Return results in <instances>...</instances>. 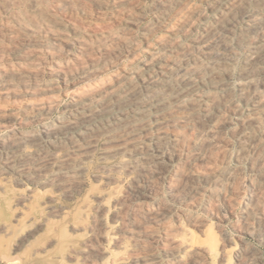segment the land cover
<instances>
[{"label": "bare ground", "instance_id": "1", "mask_svg": "<svg viewBox=\"0 0 264 264\" xmlns=\"http://www.w3.org/2000/svg\"><path fill=\"white\" fill-rule=\"evenodd\" d=\"M41 1L19 0V4L27 5L30 9H37L42 5ZM207 1L217 12L216 17L210 25L204 26L202 22L201 31L194 35L197 22L201 23L203 16H207L206 14L202 16L203 12H200L202 8L199 10L188 0H159L154 7L159 13L157 26L163 27L172 34L186 32L189 44L185 45L182 41H175V38V40L159 38L158 47L167 51L168 55H154L155 53L149 55L146 52L149 57L144 62L140 60L141 66L137 65L135 70H130L122 65L123 69L117 68L118 71L111 73L109 78L100 77L99 79L96 75L88 73L83 80L68 85L67 93L70 94L72 100L66 106L64 104L61 116H58L59 118L55 121L45 122L39 130H18L15 124L19 117L7 107L8 105L7 108L0 106V128L4 127L7 130L5 134L0 135V177H11L17 184L24 180L31 185L43 183L44 187L53 190L50 191L52 194L47 195L45 201L40 202L42 199H37L36 206L34 205L36 208L44 207L47 210V216L45 213L38 217L29 215L31 217L28 218L30 221L28 228L17 244L20 242L23 245L41 232L49 218L56 219L67 214L64 206H55L56 197L65 202L73 200L76 195L80 197L79 194H82L88 183L85 178L91 166L89 163L96 156L97 162L94 164L97 163L98 166L92 175L94 181L101 185L94 186H99L96 191L94 187L92 192L87 191L85 204H75L78 207L83 206L80 207L81 210L84 207L88 208L89 213H85L86 217L80 216L78 219L67 221L69 235L74 238L73 242L67 243L66 252L65 250L63 252L62 250H51L55 242H60L64 236L56 235L57 231L54 230L56 225H54V227L47 228L46 233L50 234L48 242L43 247L42 245L35 247V254L48 253L49 257L59 264H71L75 259L79 264H162V256L167 260L166 264H218L217 260L219 263L225 260L227 247L232 244L231 238L233 237V231H229L230 238L221 230L219 223L224 218L236 214V209L240 208V217L237 222L242 238H240L239 247L235 251V259L232 262L236 260V264H263L257 259L259 250L248 245L244 236L250 234L264 239V0ZM46 3L45 1L44 5L47 6L49 2ZM38 11L39 19L33 18L29 21H25L21 13L12 12L14 24L10 30L15 32L17 37L15 40H10L8 48H5L7 51L17 52L18 47L25 44L35 49L41 42L39 35H45L43 37L52 42L53 45L50 47L52 49L48 50L52 55L61 51L63 47L68 50L70 41H68L69 37L64 35L66 32L63 34L57 31L58 28L54 29L52 27L54 25L51 26L53 23L49 25L50 20H46L48 24L46 23L44 20L46 10ZM75 15L78 14L75 13ZM118 15L121 16L119 13ZM109 24H111L110 21ZM135 24H133L134 27ZM87 25L90 26V24ZM123 27L125 28V25ZM115 28L117 30V27ZM113 32L111 28L106 34V38L110 37L108 47H111L107 52L108 58L119 56L120 48H125L130 55H134L137 51L133 44L135 41L132 42L133 39L127 38L126 34L121 36ZM160 34L162 36V33ZM41 43L43 44L44 41ZM149 45L151 46V43ZM43 46L45 48V44ZM85 48L88 49L87 46ZM239 50L243 58L242 61L240 60L239 67L236 68ZM4 54L6 52H3ZM69 54L66 55L69 56ZM0 55L2 56V53ZM30 55H25L26 59L31 58ZM36 55L40 54L36 53ZM138 55L135 57L138 58ZM132 61L136 60L132 59ZM74 65L76 66L77 63ZM36 66L44 67L39 64ZM36 71L26 69L16 73L0 71L2 73L0 74L1 99L4 97L8 99L9 96L17 97L15 85L12 84L14 80L28 92L29 89L34 90L31 95L32 99L26 100L27 102L23 105L26 110L22 116L24 120L31 119V117L35 120L42 119L53 111L54 90L39 82V73ZM62 72L63 78H69L68 82L82 78L80 72L75 74L74 71L70 74ZM98 76L101 75L98 74ZM8 102L11 103V101ZM15 112L18 111L15 110ZM30 125L32 127V124ZM231 161L235 164L232 165ZM10 182H8L9 186ZM24 186L21 190L22 188L28 189ZM90 188L88 187V190ZM39 190L37 191L41 195ZM163 191L168 192L169 200L163 197L164 194L162 196ZM34 193L30 190L26 193L18 191L15 195L17 204L25 206V202L33 197ZM83 198L85 199V196ZM0 199H2L1 195ZM29 201L30 199L27 202ZM16 202H14L15 205ZM77 206L75 207L78 210ZM73 207L69 209L72 210ZM200 207L204 213L214 217L215 226L196 213ZM14 213L16 215V211ZM236 216L237 214L234 217ZM58 228L55 229L58 230ZM10 230L9 224L0 222V234L1 232L9 234ZM16 237L19 238L17 235ZM18 257L4 258L8 260L7 262L16 264Z\"/></svg>", "mask_w": 264, "mask_h": 264}, {"label": "rangeland", "instance_id": "2", "mask_svg": "<svg viewBox=\"0 0 264 264\" xmlns=\"http://www.w3.org/2000/svg\"><path fill=\"white\" fill-rule=\"evenodd\" d=\"M5 1V2H4ZM6 1H7V3H6ZM45 1L48 3H46L47 4V6L46 5H44V3H45ZM56 1V2H55ZM59 1H61V2H59ZM70 1V2H69ZM73 0H52V1H48V0H42L41 1V4L42 5H40V6H38V8L36 9V8H27L28 6L27 5H20L19 4V0L17 1H10V0H0V7L2 8H0V43H2V44H0V50H2V51H0V53H2V56L0 55V58H2V59H0V71L2 72V73H4V71L5 72H9V73H16V72H19V71H21V70H30V71H36L38 68L40 69H38L36 72L37 73H39L38 74V78H40V83H42V84H45V85H48V86H50L53 90H54V93H53V98H54V100H53V105H52V107H53V111H52V113L50 114V115H48V116H46V117H44V118H37L36 120L35 119H33V117H31V119L30 118H28V119H25L24 120V118H22V116H23V112H26V110L24 109V107H23V105L27 102V101H30V99H32V92L34 91L33 89L32 90H30L29 89V92H28V90H25L23 87H22V85L20 84V85H18L17 84V82L14 80L13 81V83L12 84H14L15 85V90H16V96L17 97H13V96H7L8 97V99H10V100H8L6 97H4V98H0V106L1 107H6L7 105V107L8 108H10V109H12L13 110V112L19 117V120H18V122H17V124H15V128H17L18 130H20V131H32V129L34 130V129H37V130H39L40 128H41V126H42V124H44L45 122H51V121H55V120H57L60 116H61V113H62V111H63V109H64V107L66 106V104H69L70 102H71V100H72V97H70V94L69 93H67V88H68V85H70V84H72V83H76V81L78 82V81H80V80H83V78L85 77H87V75H88V73L89 74H94V75H96V77L98 78L99 77V79H100V77L101 78H109L113 73H115V72H117L118 71V69L117 68H119L120 70H121V68L123 69V67H128L130 70L132 69V70H135L138 66H141L142 65V62H144V60L146 61L147 60V58L149 57V55L150 54H154V55H168V53H167V51H164L162 48H160V47H158L159 45H158V40H159V38L161 39V38H165V39H173V40H175V41H178V42H181L182 41V43L183 44H185V45H188L189 44V41H188V39H187V37H186V32H180V33H177V34H172V33H170L169 31L167 32V30H165L163 27H159V26H157L158 25V16H159V13H157L158 12V10L156 9V8H154L155 7V4L159 1V0H124V1H122V0H74V2H72ZM98 1V2H97ZM108 1V2H107ZM110 1H112V2H110ZM121 1V2H120ZM126 1V2H125ZM128 1H133V2H128ZM144 1V2H143ZM151 1H152V3H151ZM188 1H190V3H192L196 8H198L199 10H200V8H202L201 10H200V12L202 13V16L203 15H207V16H203V21L201 20V23L199 22H197V26L195 27V30H197V32L194 30V35H197L200 31H201V29H202V27H203V25L205 26V25H210V23H213V21H214V19H215V17H216V11L212 8V6H211V4L207 1V0H188ZM194 1V2H193ZM195 1H196V4H194L195 3ZM207 1V2H206ZM14 2V3H13ZM53 2H54V4H53ZM64 2V3H63ZM81 2H82V5H81ZM83 2H84V4H83ZM107 2V3H106ZM12 3V5H10ZM56 3V4H55ZM58 3V4H57ZM61 3H62V5H61ZM71 5H70V4ZM80 3V4H79ZM86 3V4H85ZM95 3V4H94ZM97 3V4H96ZM109 3V4H108ZM115 3V4H114ZM129 3V4H128ZM152 4V6H150L151 4ZM9 4V5H8ZM50 4V5H49ZM88 4H89V6H88ZM91 4V5H90ZM101 4V5H100ZM111 4V5H110ZM114 4V5H113ZM125 4H127V5H125ZM142 4V5H141ZM204 4V5H203ZM209 4H210V6H209ZM8 5V6H7ZM50 7H49V6ZM85 5H87V6H85ZM95 7H94V6ZM97 5H98V7H97ZM107 5V6H106ZM110 5V6H109ZM117 5H118V8H117ZM125 7H124V6ZM138 5V6H137ZM141 5V6H140ZM208 5V6H207ZM5 6V7H4ZM10 6H14V7H11L10 8ZM22 6V7H21ZM44 6V7H43ZM53 6V7H52ZM61 6V7H60ZM114 6H116V7H114ZM205 6H206V8H205ZM20 7V8H19ZM23 7H24V9H26V10H24L23 9ZM48 9H47V8ZM85 7H86V9H85ZM93 7V8H92ZM121 7V8H120ZM128 7V8H127ZM133 7V8H132ZM141 7H144V8H141ZM147 7V8H146ZM149 7V8H148ZM209 7H210V9H209ZM13 8V9H12ZM21 8H22V10H21ZM46 8V9H45ZM91 8V9H90ZM98 8V9H97ZM101 8H103V9H101ZM124 8V9H123ZM153 8V9H152ZM8 9H10V10H8ZM28 9V10H27ZM35 10V11H33V10ZM40 9H42V10H46L45 12H46V19H44L45 21L46 20H50L49 21V25L51 24V23H53V24H51V26L52 25H54V26H52L54 29H60V30H58L57 29V31H59V32H61V33H63L64 34V32H66L64 35L66 36V37H69V39H68V41H70L69 42V45H70V47L68 48V50H65V48L63 47V49L61 50V51H59V52H57V53H55V54H53L52 55V53L51 52H49V51H51L50 49H52V48H50L53 44H52V42L48 39V38H45V37H43V36H45V35H39L40 36V39H41V42L42 41H44V43L43 44H45V48H44V46H43V44L40 42L39 44L41 45H38L35 49H33V47H28L26 44L25 45H20L21 46V48H20V46L18 47L19 49H18V51L17 52H12V53H10L9 51H7L5 48H8V45L10 44V40H15V37H17V34L15 33V32H13L12 30H10V29H12V27H13V24H14V22L12 21L13 19V13L12 12H15L14 14H19V13H21L22 15V17L24 16L25 17V21L27 20V21H29V20H32L33 18L34 19H39V17H40V14H39V11L38 10H40ZM54 9V10H53ZM57 9V10H56ZM75 9V10H74ZM76 9H77V11H76ZM79 9V10H78ZM92 10V11H90V10ZM96 9H97V11H96ZM118 9V10H117ZM127 9H129V11H131V9H132V11L131 12H129ZM144 9V10H143ZM206 9V10H205ZM212 9V10H211ZM9 11V13H10V15H9V13H8V11ZM24 10V11H23ZM30 10V11H29ZM49 10V11H48ZM51 10L53 11V12H51ZM98 10H100V11H102V12H100V11H98ZM108 10V11H107ZM112 12L113 10V14L110 12V11ZM120 10H121V12H120ZM126 10V11H125ZM134 10H136V11H134ZM1 11L3 12V13H1ZM61 11V12H60ZM76 11V12H75ZM87 11H89L88 12V14H87ZM116 11V12H115ZM126 13H125V12ZM128 11V12H127ZM133 11H134V13H133ZM150 11V12H149ZM207 11V12H206ZM7 12V13H6ZM18 12V13H17ZM51 12V13H50ZM58 12V13H57ZM65 12V13H64ZM71 12V13H70ZM74 14H73V13ZM85 12V13H84ZM113 15H111L110 13ZM121 15V16H119L118 15V13ZM122 12H123V14H122ZM156 12V13H155ZM205 12V13H204ZM214 12V13H213ZM5 13V14H4ZM32 13V14H31ZM54 13V14H53ZM75 13L76 14H78V15H75ZM104 15H103V14ZM116 13V14H115ZM143 15H142V14ZM155 13V14H154ZM213 15H212V14ZM8 14V15H7ZM36 14V16H34V15ZM52 14V15H51ZM60 14V15H59ZM63 14V15H62ZM67 14V15H66ZM96 14V15H95ZM125 14V15H124ZM129 14H131V15H129ZM4 15V16H3ZM6 15V16H5ZM13 15V16H12ZM54 15H55V17H54ZM61 16V17H59V16ZM64 15H65V18H64ZM69 15V16H68ZM71 15V16H70ZM86 15V16H85ZM91 15H93V17L91 16ZM111 15V16H110ZM115 15V16H114ZM123 15V16H122ZM137 15H138V18H137ZM145 15H147V16H145ZM8 16V17H7ZM67 16V17H66ZM76 16H78V17H76ZM104 16V17H103ZM130 16V17H129ZM132 16V17H131ZM140 16H142V17H140ZM155 16V17H154ZM210 16V17H209ZM51 19H50V18ZM58 17V18H57ZM70 17V18H69ZM116 18V19H114V18ZM118 17V18H117ZM213 19H212V18ZM3 18V19H2ZM9 18H11V19H9ZM27 18V19H26ZM88 18V19H87ZM92 18V19H91ZM104 18V19H103ZM106 18V19H105ZM119 18H120V20H119ZM123 18V19H122ZM127 18V19H126ZM146 18V19H145ZM151 18V19H150ZM53 19L55 20L56 19V21H53ZM66 19H68L69 21H70V23H68L69 21L68 20H66ZM72 19V20H71ZM101 19H103V21L101 20ZM113 19H114V21H113ZM127 21H126V20ZM132 19V20H131ZM209 20V23H208V20ZM212 19V20H211ZM2 20V21H1ZM4 20V21H3ZM76 20V21H75ZM78 20H80V21H78ZM94 20H96V21H94ZM98 20V21H97ZM105 20H107V21H105ZM130 20V21H129ZM148 20V21H147ZM205 20H207V21H205ZM58 21H60V22H58ZM71 21H74V22H71ZM92 21V22H91ZM101 21V22H100ZM109 21H110V23L111 24H109ZM112 21V22H111ZM133 21V22H132ZM140 21V22H139ZM146 22V23H144V22ZM156 21V22H155ZM211 21V22H210ZM3 22V23H2ZM65 24H64V23ZM86 22V23H85ZM90 22V23H89ZM95 22V24H93ZM149 22V23H148ZM204 24H203V23ZM206 22V23H205ZM46 23L48 24V22L46 21ZM55 23V24H54ZM66 23H67V25H66ZM92 23V24H91ZM102 23V24H101ZM132 23V24H131ZM134 23H136L135 24V27H134ZM140 23H141V25H140ZM151 23V24H150ZM208 23V24H207ZM3 24V25H2ZM12 24V25H11ZM79 24H81V25H79ZM84 24H85V26H84ZM87 24H90V26L89 25H87ZM96 24H98V25H96ZM118 24V25H117ZM150 24V25H149ZM172 25H174V23H171ZM170 24V25H171ZM203 24V25H202ZM59 25V26H58ZM73 25V26H72ZM75 25V26H74ZM92 25V26H91ZM94 25V26H93ZM96 25V26H95ZM100 25V26H99ZM115 25V26H114ZM117 25V26H116ZM120 25H122L121 27H120ZM123 25H125V28L123 27ZM127 25V26H126ZM129 25V26H128ZM133 25V26H132ZM144 25V26H143ZM171 25V26H172ZM202 25V26H201ZM57 26V27H56ZM68 26V27H67ZM72 26V27H71ZM103 26V27H102ZM150 26H151V28H150ZM201 26V27H200ZM62 27V28H61ZM64 27V28H63ZM66 27V28H65ZM70 27V28H69ZM78 27V28H77ZM87 27V28H86ZM89 27H90V29H92V31L89 29ZM107 27V28H106ZM115 27H117V30H116V28ZM130 27V28H129ZM131 27H134V28H131ZM139 27V28H138ZM143 27V28H142ZM157 27V28H156ZM200 27V28H199ZM75 28V29H74ZM94 28V29H93ZM103 28V29H102ZM109 28V29H108ZM111 28H112V31H114L113 33H118V35H121V36H125V34H126V37L127 38H129L130 40H132V42L133 41H135V42H133V44H134V47H135V50H137L136 52H135V54L133 55V54H131L130 55V53H128L127 52V50L125 49V48H120L121 49V51H120V53H119V56H117V57H111V58H108V53L107 52H109V50H110V48L111 47H108V46H110L109 45V40H108V38H110V37H108V38H106V34H108V31L109 30H111ZM124 28V29H123ZM146 28V29H145ZM6 29V30H5ZM8 29H9V31H8ZM63 29V30H62ZM67 29H69L68 31H67ZM82 29V30H81ZM108 29V30H107ZM123 29V30H122ZM129 29V30H128ZM133 29V32H131V30ZM136 31H135V30ZM145 29V30H144ZM149 29V30H148ZM161 29V30H160ZM200 29V30H199ZM72 30H76V31H72ZM102 30V31H101ZM128 32H127V31ZM147 30V31H146ZM154 30V31H153ZM3 31H8L7 33L5 32H3ZM11 31V33H9ZM90 31V32H89ZM96 31H98V32H96ZM101 31V32H100ZM103 31H105V32H103ZM124 33H123V32ZM134 31H135V33H134ZM142 31V32H141ZM162 31V32H161ZM3 32V33H2ZM68 32V33H67ZM80 32V33H79ZM85 32V33H84ZM87 32V33H86ZM93 33V34H90V33ZM107 32V33H106ZM148 33V35H147V33ZM14 33H15V35H14ZM71 33V34H70ZM73 33V34H72ZM79 33V34H78ZM105 33V35H103ZM129 33V34H128ZM130 33L132 34V35H130ZM139 33V34H138ZM144 35H143V34ZM157 35H156V34ZM160 33H162V36H161V34ZM7 36H6V35ZM12 34V35H11ZM87 36H86V35ZM89 34V35H88ZM124 34V35H123ZM138 34V35H137ZM170 34V35H169ZM14 35V36H13ZM69 35H74L73 37L72 36H69ZM77 35H78V37H77ZM96 35V36H95ZM117 35V34H116ZM130 35V37H128ZM143 35V36H142ZM147 35V36H146ZM156 35V36H155ZM165 35V36H164ZM167 35V36H166ZM174 35V36H173ZM181 35H184V36H181ZM11 36V37H10ZM95 36V37H94ZM104 36V37H103ZM134 37V38H131V37ZM136 36L138 37V38H136ZM158 36V37H157ZM4 37V38H3ZM70 37H71V39H70ZM81 37V38H80ZM87 37V38H86ZM103 37V38H102ZM147 37V38H146ZM148 37H150V38H148ZM153 37L155 38V39H153ZM176 37H178V38H176ZM180 37H181V40H180ZM76 38V39H75ZM85 38V39H84ZM106 38V39H105ZM142 39V41H140L141 39ZM158 38V39H157ZM175 38V39H174ZM43 39V40H42ZM135 39V40H134ZM157 39V40H156ZM9 40V41H8ZM48 40V41H47ZM99 40V42H97ZM100 40H101V43H100ZM145 40V41H144ZM150 40V41H149ZM187 42H186V41ZM6 41V42H5ZM47 41V42H46ZM83 43H82V42ZM87 41H89V42H87ZM149 41V42H148ZM46 42V43H45ZM51 42V43H50ZM94 42V43H93ZM107 42H108V45H107ZM145 42V43H144ZM156 42V43H155ZM184 42H186V43H184ZM78 43V44H77ZM82 43V44H81ZM92 43L94 44V45H92ZM136 43V44H135ZM140 43H142V44H140ZM149 43H151V46L149 45ZM79 44H81L80 46H79ZM85 46H84V45ZM87 44V45H86ZM144 44V45H143ZM5 45V46H4ZM7 45V46H6ZM50 45V46H49ZM78 45V46H77ZM138 45H139V47H138ZM141 45V46H140ZM88 47V49L87 48H85V47ZM99 46H102V47H99ZM105 46V47H104ZM148 46V47H147ZM153 46V47H152ZM23 47V48H22ZM26 47V48H25ZM74 47V48H73ZM77 47H78V49H77ZM80 47V48H79ZM82 47V48H81ZM141 47V48H140ZM43 48V49H42ZM47 48V49H46ZM101 48V49H100ZM137 48V49H136ZM149 48H151V49H149ZM153 48V49H152ZM23 51H22V50ZM77 49V50H76ZM80 49V50H79ZM97 49V50H96ZM103 49V50H102ZM145 49H147V51L145 50ZM149 49V50H148ZM160 49V50H159ZM20 50V51H19ZM25 50V51H24ZM28 50V51H27ZM40 50H43L42 52L40 51ZM46 50V51H45ZM49 50V51H48ZM64 50V51H63ZM70 50V51H69ZM78 50H79V52H78ZM87 50V51H86ZM94 50L97 52H94ZM105 50V51H104ZM140 50V51H139ZM152 50H154V51H157V52H154V51H152ZM23 53H22V52ZM31 51H33V52H31ZM36 51V52H35ZM69 51V52H68ZM73 51V52H72ZM84 51H85V53H84ZM102 52V54H101V52ZM123 51V52H122ZM139 51V52H138ZM150 51V52H149ZM152 51V52H151ZM3 52L5 53L6 52V54H4L3 55ZM10 54H8V53ZM20 52V53H19ZM25 52V53H24ZM29 52V53H28ZM40 52V53H39ZM45 52V53H44ZM48 52V53H47ZM79 54H78V53ZM88 52V53H87ZM100 52V53H99ZM142 52V53H141ZM149 53V55L147 54V53ZM240 52V53H239ZM239 52H238V62H237V65H236V68H238L239 67V65L241 64V61H242V58H243V55H242V52H241V50H239ZM14 53H16V54H14ZM18 53V54H17ZM40 54V55H36L35 56V54ZM50 53V54H49ZM69 54V53H71V54H69V56L68 55H66V54ZM86 53H87V55H86ZM94 53H96V54H94ZM122 53V54H121ZM130 55V56H128V54ZM139 55H138V54ZM22 54V55H21ZM24 54V55H23ZM31 54V55H30ZM32 54H34V55H32ZM44 54V55H43ZM46 54V55H45ZM57 54V55H56ZM65 54V55H64ZM91 54H93V55H91ZM100 56H99V55ZM141 54H143V55H141ZM241 56H240V55ZM17 57H16V56ZM25 55H30L31 56V58H28V59H26V57H25ZM74 55V56H73ZM77 55V56H76ZM82 55V56H81ZM135 55L137 56L138 55V58L137 57H135ZM6 56V57H5ZM14 56V57H13ZM21 56V57H20ZM29 56V57H30ZM38 56H40V58L38 57ZM45 56H46V58H45ZM52 56V57H51ZM86 56V57H85ZM93 56H95V57H93ZM99 56V57H98ZM122 56V57H121ZM128 56V57H127ZM143 56V57H142ZM25 57V58H24ZM33 57H34V59H33ZM60 57V58H59ZM67 57H69V58H67ZM75 57V58H74ZM89 57H91V58H89ZM107 57V58H106ZM127 57V58H126ZM131 57H132V59H134V60H136V61H132V59H131ZM133 57H135V58H133ZM14 60H13V59ZM17 58V59H16ZM19 58H24V59H19ZM49 58H50V60H49ZM52 58V59H51ZM55 58V59H54ZM70 58H72V59H70ZM77 58V59H76ZM79 58V59H78ZM104 58H106V59H104ZM143 58V59H142ZM6 61V62H11L10 64L9 63H6L4 60ZM10 59V60H9ZM13 61H12V60ZM57 59H59V60H57ZM65 59V60H64ZM84 59H86V60H84ZM90 59V60H89ZM121 59V60H120ZM127 59V60H126ZM1 60H3L2 62H1ZM20 62H19V61ZM21 60H22V62H21ZM24 60V61H23ZM31 61V63H30V61ZM33 60V61H32ZM46 60V61H45ZM61 60V61H60ZM67 60V61H66ZM76 60V61H75ZM80 62H79V61ZM85 62H84V61ZM88 60V61H87ZM94 60V61H93ZM117 60V61H116ZM140 60L142 61V62H140ZM241 60V61H240ZM25 61H27V62H25ZM38 63H37V62ZM44 61V62H43ZM65 61H66V63H65ZM74 63H73V62ZM78 61V62H77ZM97 63H96V62ZM116 61V62H115ZM118 61H120V62H118ZM16 62V63H15ZM40 62L42 63V64H40ZM46 62V63H45ZM50 62V63H49ZM56 62V63H55ZM69 62H70V64H69ZM100 62V63H99ZM107 62V63H106ZM111 62V63H110ZM124 62V63H123ZM4 63H5V65H4ZM22 63V64H21ZM28 65V66H30V67H28L26 64ZM35 63V64H34ZM53 63V64H52ZM60 65H59V64ZM73 63V64H72ZM77 63V65L75 66L74 64H76ZM79 63V64H78ZM87 63V64H86ZM91 63V64H90ZM99 63V65H97ZM118 63V64H117ZM133 63H135V64H133ZM139 63V64H138ZM12 64V65H11ZM14 64V65H13ZM16 64V65H15ZM39 64V66H41V67H43V68H40V67H38V66H36V65H38ZM69 64V65H68ZM80 64H82L81 66H80ZM89 64V65H88ZM121 64V65H120ZM127 64V65H126ZM8 65V66H7ZM25 65V66H24ZM43 65V66H42ZM48 65H50L49 67H48ZM56 65V66H55ZM57 65H59L58 67H57ZM62 65V66H61ZM72 65H74L73 67H71ZM79 65V66H78ZM103 65V66H102ZM106 65V66H105ZM110 65V66H109ZM113 65H114V68H113ZM117 65V66H116ZM122 65H123V67H122ZM138 65V66H137ZM3 66L5 67V68H3ZM10 66V67H9ZM16 66H17V68H16ZM34 68H32V67ZM37 68H36V67ZM64 66H66V67H64ZM91 66V67H90ZM95 66V67H94ZM131 68H130V67ZM134 66V67H133ZM8 67V68H7ZM13 67V68H12ZM76 67V68H75ZM94 67V68H93ZM105 67V68H104ZM112 67V68H111ZM133 67V68H132ZM11 68V69H10ZM14 68H16L15 70H14ZM45 68V69H44ZM56 68H58V69H56ZM84 68V70H82ZM2 69H4V70H2ZM10 69V70H9ZM17 69H19V70H17ZM33 69V70H32ZM65 69V70H64ZM90 69V70H89ZM101 69V70H100ZM110 69V70H109ZM42 70H44V72L42 71ZM46 70V71H45ZM48 70V71H47ZM51 70V71H50ZM77 70V71H76ZM99 70V71H98ZM104 70H106V72L104 71ZM107 70H108V72H107ZM116 70V71H115ZM13 71V72H12ZM62 71H65V72H67V74L69 73H72L73 71V73L75 74V73H77V72H80V73H82V78L80 79V77L78 78V76H77V78L78 79H76L74 82H72L71 80V82H68V80H69V78H67V79H65V78H63L62 77V74H63V72ZM89 71V72H88ZM93 71V72H92ZM96 71V72H95ZM98 71V72H97ZM102 71V72H101ZM0 72V74H2ZM49 74H47V73ZM105 72V73H104ZM43 73V74H42ZM54 73H56L55 75H54ZM85 73V74H84ZM106 74V75H104V74ZM112 73V74H111ZM45 74V75H44ZM98 74L99 75H101V76H98ZM103 74V75H102ZM40 75V76H39ZM110 75V76H109ZM44 76V77H43ZM48 77H49V79H48ZM51 77V78H50ZM53 77V78H52ZM28 79V78H27ZM57 79H59V80H57ZM44 80V81H43ZM46 80V81H45ZM61 80V81H60ZM52 82V83H51ZM58 82V83H57ZM0 84H1V82H0ZM66 86V87H65ZM61 88V89H60ZM64 88V89H63ZM19 90V91H18ZM61 91V92H60ZM63 91V92H62ZM31 92V93H30ZM56 92V93H55ZM60 92V93H59ZM20 93H23V94H20ZM66 93H67V95H66ZM26 94L28 95L27 97H26ZM24 96V98H22L23 96ZM62 96V97H61ZM11 97V98H10ZM59 98V99H58ZM16 99V100H15ZM23 99V100H22ZM63 99V100H62ZM27 100V101H26ZM2 101H3V103H2ZM8 101H11V103L10 102H8ZM20 101V102H19ZM61 101V102H60ZM6 102V103H5ZM55 102H58L57 104L55 103ZM8 103V104H7ZM60 103V104H59ZM64 104H65V106H64ZM3 105V106H2ZM9 105H10V107H9ZM17 105V106H16ZM19 105H20V107H19ZM56 105V106H55ZM61 105V106H60ZM22 106V107H21ZM58 106V107H57ZM6 107V108H7ZM12 107V108H11ZM15 107V108H14ZM14 108V109H13ZM20 109V110H19ZM23 111H22V110ZM57 109V110H56ZM59 109V110H58ZM61 109V110H60ZM15 110H17L18 112H15ZM20 111H21V113H20ZM60 113V114H59ZM19 114H20V116H19ZM30 114H31V112H30ZM51 115H53V116H51ZM32 116V115H31ZM59 116V117H58ZM49 117H50V119H49ZM48 118V119H47ZM21 120V121H20ZM27 122V123H25V122ZM28 121H30V122H28ZM33 121V122H32ZM41 121H42V123H41ZM21 122V123H20ZM23 122H24V124H23ZM26 124V125H25ZM30 124H32V127H30L31 125ZM38 124V125H37ZM40 124V125H39ZM23 126V127H22ZM34 126V127H33ZM20 127H22V128H20ZM24 127H26V128H24ZM28 129V130H27ZM36 130V131H37ZM7 132V130H6V128L4 129V127H2V128H0V135H3V134H5ZM95 158V159H94ZM93 159L94 160H92L90 163H89V170L87 171V173H86V182H88L87 184H86V186H85V188H84V191L82 192V194H79V196L80 197H78V195H76L74 198L76 199H74L73 198V200H69L68 202L66 201H63L61 198L59 199V197H56L57 198V201H55V206H59V207H62V206H64L63 208L65 209V212H67V214H65V215H63V216H61V217H57L56 219L55 218H49V220H47L46 221V224H45V226H44V229L43 230H41V232H39L40 233V235H39V233L38 234H36L32 239L30 238V242L29 241H27L25 244H23V245H21L20 244V242H19V244H17L18 243V241H20V239L22 238V236L24 235V232L26 231V229L28 228V224L30 223V221H29V219H30V217L32 216V217H38V216H40V215H45L46 214V212H47V210L46 209H44V207L43 208H36V207H34V205L36 206V203H37V199H42V200H40V202L41 201H45L46 199H47V197L50 195V194H52V193H50V191H53L52 190V188H47L46 186L44 187V184L43 183H40V184H36V185H31L28 181H22V182H20L19 184H17L16 182H14L12 179H11V177H8V176H5V177H0L1 179H0V184L2 183V186H0V189H2V190H0V195L2 196V199H4V200H2V199H0V200H2V201H0V222H6L7 224H9L10 226H11V230H10V233L9 234H5L4 232H1L2 234H0V264L2 263V264H10V263H12V262H7L8 260L7 259H5V258H9V257H18V261H17V263L16 264H59L58 262H54L49 256V254L48 253H41L40 255L39 254H35L34 253V250H35V247H41V245H42V247L43 246H45V244H46V242H48V237L50 236V234H47L46 233V231H47V228L48 227H54V225H56V227H54V230H55V232L57 231V233H56V235H58L59 237H61V235H64L61 239H60V242H55V244L53 245V247H51V250H55V251H59V250H62V252L65 250V252H66V248H67V243H71V242H73V239L74 238H72L73 236H70L69 234H70V231H68L69 230V225H68V223H67V221H70L69 219H74V218H76V219H78V217H80V216H82V217H86V214L87 213H89V209L88 208H85L84 207V209L83 210H81V208L80 207H83V206H80V207H78L77 205H75V204H78V205H80L81 203V205H83V204H85V202H86V199H87V194L88 193H90V192H92V190H93V187L95 186V185H98L99 184V182L97 183V182H95L94 181V176L92 175V174H94L95 172L94 171H96L95 170V168L98 166V165H96L97 163H95L94 164V162H97V157L96 156H94L93 157ZM92 163V164H91ZM234 163V161H231V164L232 165H234L233 164ZM91 168V169H90ZM90 170H92V171H90ZM7 177V178H6ZM4 178V179H3ZM88 178H90L91 180H89ZM6 179V180H5ZM7 179H8V181H7ZM11 180V182H10V180ZM93 179V180H92ZM4 180V181H3ZM89 180V181H88ZM13 181V182H12ZM92 181H93V183H92ZM8 182H10L11 184H10V186H9V184H8ZM24 182V183H23ZM5 183H6V185H5ZM23 183V184H22ZM27 183V184H26ZM43 184V185H42ZM94 184V185H93ZM21 185V186H20ZM26 186V187H28V189L27 188H22V190H21V187H23V186ZM31 185V186H30ZM42 187H41V186ZM90 185V186H89ZM101 184H99V186H100ZM14 186H16V187H14ZM24 186V187H25ZM98 186V187H99ZM34 187V189H32ZM40 187V188H39ZM88 187L90 188L89 190H88ZM98 187H94V191H96L97 189H98ZM11 188V189H10ZM15 188V189H14ZM17 188H19V189H17ZM31 188V189H30ZM37 188V190H39V192L41 193V195H39V193H38V191L36 192L35 191V189ZM97 188V189H96ZM26 189V190H25ZM45 189V190H44ZM48 189H51V190H48ZM24 190V191H23ZM29 190L30 191H33V193L34 192H36V193H34L35 194V196H34V194H33V197H31V198H29L30 199V201L29 202H25V206H21V205H19V204H17V200H16V197H15V195H17V193H18V191L19 192H24V193H26V191L27 192H29ZM86 190V191H85ZM91 190V191H90ZM43 191H44V193H43ZM87 191H88V193H87ZM90 191V192H89ZM86 192V193H85ZM11 193V194H10ZM16 193V194H15ZM168 192L166 191H163L162 192V196H163V194H164V198L165 199H168L169 200V194H167ZM38 194V195H37ZM49 194V195H48ZM86 194V195H85ZM167 194V195H166ZM48 195V196H47ZM85 196V199L83 198L84 196ZM12 196V197H11ZM46 197V198H45ZM13 198H14V200H13ZM38 200V201H39ZM76 202H78V203H76ZM80 200V201H79ZM85 200V201H84ZM84 201V202H83ZM2 202V203H1ZM14 202H16V205L14 204ZM60 202H62V203H60ZM8 204V205H7ZM59 204V205H58ZM71 204V205H70ZM15 205V206H14ZM70 205V206H69ZM73 205H75V206H77L78 207V210H77V208L75 207H73ZM22 207V208H21ZM68 207V208H67ZM70 207H73L72 208V210L71 209H69ZM26 208H27V210H26ZM80 208V209H79ZM19 209V210H18ZM21 209H22V211H21ZM88 209V210H87ZM69 210V211H68ZM5 211V212H4ZM16 211V215H15V212ZM19 211H21V212H19ZM79 211V212H78ZM85 211V212H84ZM18 212V213H17ZM70 212V213H69ZM82 212H84V213H82ZM87 212V213H86ZM235 212H237L236 214H237V216L236 217H234L236 214L234 213V215H232V216H228L227 218H224L220 223H219V225H220V228H221V230L222 231H224L230 238H231V235L229 234L230 232L229 231H233L232 232V235H233V237L231 238V245L229 244L228 245V247H227V253H226V258H225V260H223V262H221L220 261V263L218 262L219 260H217L216 262L218 263V264H236L235 262H236V260L234 261V263L232 262L234 259H235V251H236V249L239 247V242H240V238H242V235H241V232H240V229L238 228V220H239V217H240V208H238V209H236V211ZM14 213V214H13ZM20 213V214H19ZM30 213V214H29ZM45 213V214H44ZM86 213V214H85ZM196 213H198L199 215H201V216H203L204 218H206L207 219V221L208 222H210L209 224H211V225H214L213 223L215 222V219H214V217H212V215H208V214H206V213H204L203 212V209H202V207H200V208H198L197 210H196ZM68 214H69V216H68ZM82 214H84V216L82 215ZM29 215H31V216H29ZM28 216V217H27ZM46 216H47V214H46ZM71 216V217H70ZM13 217H16L15 219L13 218ZM23 217V218H22ZM208 217V218H207ZM29 218V219H28ZM235 218V219H234ZM65 219H66V221H65ZM226 219V220H225ZM231 219V220H230ZM25 220H26V222H25ZM83 220H86V218H83ZM16 221V222H15ZM63 221V222H62ZM65 221V222H64ZM211 221H213V222H211ZM229 222V223H228ZM234 222V223H233ZM235 222H236V224H235ZM18 223V224H17ZM224 223V224H223ZM222 224V225H221ZM235 224V225H234ZM26 225V226H25ZM66 225H68V226H66ZM216 225V224H215ZM214 225V226H215ZM225 225V226H224ZM13 226V227H12ZM66 226V227H65ZM230 227V229H229V227ZM26 227V228H25ZM57 227H59L58 228V230H56L55 228H57ZM223 227V228H222ZM225 227V228H224ZM23 229H24V231H23ZM226 229V230H225ZM237 230H238V232H237ZM20 232V233H19ZM22 232V233H21ZM42 233V234H41ZM5 234V235H4ZM238 234V235H237ZM16 235L17 236H19V238L18 237H16ZM39 235V236H38ZM58 236H56V238H57V240H59V237ZM5 237V238H4ZM6 238L8 239V240H6ZM15 238V239H14ZM238 238V239H237ZM249 238V239H248ZM71 239V240H70ZM244 239L246 240V242H247V244L248 245H250V246H254V247H256L258 250H259V255L257 256L258 258V260H260L263 264H264V239H259V238H257V237H254V236H252V235H250V234H247V235H245L244 236ZM14 240H16V241H14ZM44 240V241H43ZM238 240V241H237ZM14 241V242H13ZM234 241H236V242H234ZM255 241H257V242H255ZM13 242V243H12ZM238 243V244H237ZM13 244V245H12ZM59 244V245H58ZM25 245V246H24ZM233 245V246H232ZM237 245V246H236ZM13 246V247H12ZM260 246V247H259ZM17 247V248H16ZM236 247V248H235ZM61 248V249H60ZM6 249V250H5ZM5 250V251H4ZM232 250V251H231ZM24 251V252H23ZM14 252V253H13ZM15 254V255H14ZM50 254H52V252L50 253ZM234 256H233V255ZM3 255V256H2ZM8 255V256H7ZM162 256V255H161ZM5 257V258H4ZM260 257V258H259ZM3 258V259H2ZM262 259V260H261ZM76 260V259H75ZM73 260V262H71V264H79L78 263V260ZM166 260L163 256H162V264H163V262ZM166 262H167V260L164 262V264H166ZM13 264V263H12Z\"/></svg>", "mask_w": 264, "mask_h": 264}]
</instances>
